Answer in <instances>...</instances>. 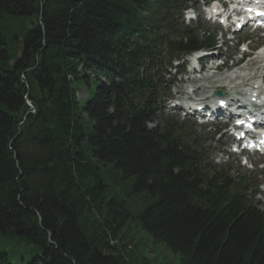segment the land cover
<instances>
[{
	"label": "trees",
	"instance_id": "trees-1",
	"mask_svg": "<svg viewBox=\"0 0 264 264\" xmlns=\"http://www.w3.org/2000/svg\"><path fill=\"white\" fill-rule=\"evenodd\" d=\"M191 1L0 0V264H155L132 222L177 264H264V207L161 112L164 61L210 45Z\"/></svg>",
	"mask_w": 264,
	"mask_h": 264
},
{
	"label": "rangeland",
	"instance_id": "rangeland-1",
	"mask_svg": "<svg viewBox=\"0 0 264 264\" xmlns=\"http://www.w3.org/2000/svg\"><path fill=\"white\" fill-rule=\"evenodd\" d=\"M201 0L197 4L194 5L195 9L199 8ZM195 9L193 12H195ZM193 12L188 13L190 16H185L184 18L185 22L191 23L190 20H188L189 17L193 18L192 22H196V14H192ZM25 24L28 26L30 25L28 23L29 19H25ZM200 23L206 28V29H212L211 23L207 22L204 17L200 18ZM22 24V22H21ZM195 24V23H194ZM250 35V37H249ZM262 33H253L249 34V32L245 31L239 34L237 37H249L251 38L252 43L254 44L256 42L261 41V36ZM8 49L11 52L13 51V54L18 53L19 45L18 44H13L9 43L8 44ZM232 53H235V51H232ZM240 54H238L237 59L239 58ZM253 58V56H250V59ZM246 60V63H244L239 70H241L242 74L245 75L246 73H249V77H251L250 74H258L259 70H256L258 67V64L264 63L259 62L261 60H255V58L251 60ZM254 62V65H251ZM250 69V70H249ZM237 70V69H236ZM227 71H219V72H214L211 73L209 71H204L202 75H200V78H195L192 81H189L193 85V87L198 86L197 88V95H201L204 92L205 93H210V91L213 88H218L222 87L227 84V81L225 78V74H227ZM260 73H264V70H262ZM228 80V79H227ZM245 81V80H244ZM232 84V83H230ZM177 89H175L172 92V95L175 93ZM86 96V91L82 88V91L80 93V97H85ZM170 105L173 104V102L169 103ZM168 103L165 104L163 107L164 111L166 114H174V111L170 107ZM176 116V115H175ZM182 116L180 115L176 120L181 121ZM189 124L192 125V129L195 132V134L199 137V140L204 142V147L206 151H209L207 156L209 160H213L212 162L219 164L221 166H225L228 168L229 172L232 175H237V174H246L252 179L253 173L257 174V176L254 178L256 179L261 186L258 188V191L260 192V195L256 196L254 198L256 204L261 205L264 202V191H263V186L262 184L264 183V174L259 171H251L248 170L246 166H242L241 159L238 160L239 156L238 155H227L229 153V149H224L227 139L226 137L221 134L215 135L211 131V128H206V129H201L199 126L194 125L192 122H189ZM221 135V136H220ZM220 144H222L224 147H222ZM203 146V145H202ZM255 157H249L250 161H253ZM260 163H263V160H259ZM248 166V165H247ZM261 166V165H260ZM105 178L104 182L107 186H109V192H107L106 198H112L115 195H118L122 200H126L127 204L125 206L130 209L133 213H139L149 202L147 194H140V195H129L128 194L131 192V186L130 182L128 180H120L114 175V171L110 172H105ZM122 237L123 241L127 242L129 246L136 247V251L143 252V254L153 263L155 264H177L178 263V256L172 255V253L169 250H165L162 246H159V244L154 243L153 240L147 235L144 231L140 230L139 227L135 223H129L128 226H124L122 229ZM129 248V247H128Z\"/></svg>",
	"mask_w": 264,
	"mask_h": 264
},
{
	"label": "snow or ice",
	"instance_id": "snow-or-ice-1",
	"mask_svg": "<svg viewBox=\"0 0 264 264\" xmlns=\"http://www.w3.org/2000/svg\"><path fill=\"white\" fill-rule=\"evenodd\" d=\"M221 104H223V101L220 102ZM239 122V121H238Z\"/></svg>",
	"mask_w": 264,
	"mask_h": 264
}]
</instances>
